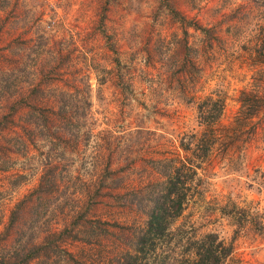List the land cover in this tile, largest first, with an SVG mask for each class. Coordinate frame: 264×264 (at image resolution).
I'll return each mask as SVG.
<instances>
[{"label": "rangeland", "instance_id": "1", "mask_svg": "<svg viewBox=\"0 0 264 264\" xmlns=\"http://www.w3.org/2000/svg\"><path fill=\"white\" fill-rule=\"evenodd\" d=\"M0 76L6 264H152L183 231L264 264V0H0ZM169 164L142 250L126 198Z\"/></svg>", "mask_w": 264, "mask_h": 264}, {"label": "trees", "instance_id": "2", "mask_svg": "<svg viewBox=\"0 0 264 264\" xmlns=\"http://www.w3.org/2000/svg\"><path fill=\"white\" fill-rule=\"evenodd\" d=\"M3 80V77L0 76V87L3 86ZM59 97H63V93ZM240 101L242 107L244 105V107L250 106V102L246 98H242ZM31 103L28 102V105H31ZM252 105L253 103L251 102ZM170 167H173L172 164H169V172L165 181L156 185L151 183L145 190L132 191L129 199L126 198L127 201L143 208L148 215L146 228L142 229L141 234L137 235L138 241H144V249L142 250H145L153 240L163 237L164 234L162 233L167 229L166 226L164 227V220L166 213L171 212V203L176 200L172 194V188L177 185L174 179L176 174H172ZM183 233L167 234V238L172 236L171 240L174 239L173 246L178 247L180 253L176 255L175 252L177 251L173 248L172 253L164 255L165 259H159L158 256L154 257L152 264H220L223 257L230 252L220 240L211 238V234L205 235L204 238H199L188 234L184 236ZM136 256L137 253L131 254L127 252L123 264H146L145 261L139 260ZM0 264H6L3 258H0Z\"/></svg>", "mask_w": 264, "mask_h": 264}]
</instances>
